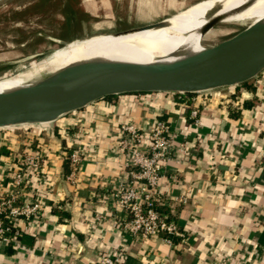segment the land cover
Returning <instances> with one entry per match:
<instances>
[{
  "label": "crops",
  "instance_id": "crops-1",
  "mask_svg": "<svg viewBox=\"0 0 264 264\" xmlns=\"http://www.w3.org/2000/svg\"><path fill=\"white\" fill-rule=\"evenodd\" d=\"M252 79L253 90L114 94L51 122L0 128V199L38 205L17 222L22 237L0 240V264H98L117 250L122 264H264V70ZM159 119L171 133L157 186L179 233L171 243L132 235L114 196L134 179L123 126L134 123L146 146ZM28 154L43 161L24 166Z\"/></svg>",
  "mask_w": 264,
  "mask_h": 264
},
{
  "label": "water",
  "instance_id": "water-1",
  "mask_svg": "<svg viewBox=\"0 0 264 264\" xmlns=\"http://www.w3.org/2000/svg\"><path fill=\"white\" fill-rule=\"evenodd\" d=\"M249 5L252 0H246ZM210 10L200 34L224 21L232 10ZM162 20L117 34L159 28ZM56 42L60 39L42 32ZM264 70V22H253L220 42L171 63L138 64L90 61L55 72L41 70L28 87L0 93V128L54 121L105 96L127 92H199L238 85Z\"/></svg>",
  "mask_w": 264,
  "mask_h": 264
},
{
  "label": "rangeland",
  "instance_id": "rangeland-1",
  "mask_svg": "<svg viewBox=\"0 0 264 264\" xmlns=\"http://www.w3.org/2000/svg\"><path fill=\"white\" fill-rule=\"evenodd\" d=\"M206 1L0 0V79L20 70L33 69V61L40 60L72 40L117 33L156 22ZM259 1L262 3L258 6L264 7V0ZM227 9L238 13L232 17L236 19L252 16L255 12L234 6ZM245 10L247 13L241 14ZM249 23L222 21L202 36L201 28L196 34L184 39L183 44L197 53L204 46H212L234 35ZM42 32L59 38L60 42L41 35ZM157 63L171 61L162 59Z\"/></svg>",
  "mask_w": 264,
  "mask_h": 264
},
{
  "label": "bare ground",
  "instance_id": "bare-ground-1",
  "mask_svg": "<svg viewBox=\"0 0 264 264\" xmlns=\"http://www.w3.org/2000/svg\"><path fill=\"white\" fill-rule=\"evenodd\" d=\"M246 2V0H207L168 16L166 26L141 29L127 34L111 33L72 40L63 47L52 50L40 60L33 61L31 63L33 69L20 70L9 77L1 78L0 93L31 86L37 80V74L43 69L55 72L90 61L155 64L162 59L171 62L182 60L195 54V51L192 52L183 44L184 39L196 34L203 27L210 10L217 3L221 7L218 14L226 12L229 6L255 10L254 15L240 19L232 18L238 14L232 12L224 21L242 24L264 22V7L258 6L262 2L252 0L249 5H246ZM244 13H247V10L241 12Z\"/></svg>",
  "mask_w": 264,
  "mask_h": 264
},
{
  "label": "built area",
  "instance_id": "built-area-1",
  "mask_svg": "<svg viewBox=\"0 0 264 264\" xmlns=\"http://www.w3.org/2000/svg\"><path fill=\"white\" fill-rule=\"evenodd\" d=\"M197 110L190 111V118L197 120ZM125 136L121 140L124 149L133 150L132 175L134 179L123 189L118 190L114 196L118 203L123 205L128 213V218L124 222V228L132 235L149 239L152 236L163 233L178 235L176 223L172 218H168L157 208L159 194L157 192L158 182L161 176V161L167 158L168 150L171 146L170 125L159 119L155 122L150 131V143L142 145V133L134 123H127L123 126ZM74 172L81 161V155L77 151L69 153ZM43 161L39 154H28L23 159V165L36 168ZM21 174L16 176L18 182L21 181ZM16 197L11 195L7 199H0V240L11 242L17 234L22 232L18 225V230L14 237L6 234L12 229L10 223L17 225L19 220L30 219L38 212V205L30 202L15 203ZM167 243L171 239L163 237ZM125 253L122 250L105 253L101 256L98 264H122Z\"/></svg>",
  "mask_w": 264,
  "mask_h": 264
},
{
  "label": "trees",
  "instance_id": "trees-1",
  "mask_svg": "<svg viewBox=\"0 0 264 264\" xmlns=\"http://www.w3.org/2000/svg\"><path fill=\"white\" fill-rule=\"evenodd\" d=\"M252 80H253L252 78L248 79V80L236 85V88L244 87V88H246L248 90H253L254 89V85L252 83ZM176 94H178V95H186V94H191V93H176ZM250 104L251 103L249 101H246V100L243 101V106L244 107L245 106H249ZM69 159H70V157L68 155L67 160H69ZM9 197H11V195H6V196H3V199H7ZM15 203L19 204L18 202H16V200H15ZM157 208L159 209V204L158 203H157ZM159 211H160V209H159ZM168 218L170 219L171 217L168 216ZM9 225H11L12 229L6 235L9 236V237H14L16 235L15 234L16 230H18V225H14L13 223H10ZM21 233L17 234L16 236L17 237H22ZM162 236L171 239L172 242L177 240V236L176 235H171V234L168 235L166 233H163Z\"/></svg>",
  "mask_w": 264,
  "mask_h": 264
}]
</instances>
